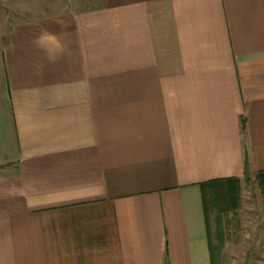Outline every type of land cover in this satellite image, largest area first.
Returning a JSON list of instances; mask_svg holds the SVG:
<instances>
[{
	"label": "crops",
	"instance_id": "obj_1",
	"mask_svg": "<svg viewBox=\"0 0 264 264\" xmlns=\"http://www.w3.org/2000/svg\"><path fill=\"white\" fill-rule=\"evenodd\" d=\"M27 1L0 19V264H216L200 184L264 172V0Z\"/></svg>",
	"mask_w": 264,
	"mask_h": 264
},
{
	"label": "rangeland",
	"instance_id": "obj_2",
	"mask_svg": "<svg viewBox=\"0 0 264 264\" xmlns=\"http://www.w3.org/2000/svg\"><path fill=\"white\" fill-rule=\"evenodd\" d=\"M16 0H0L1 20L7 21L8 4ZM96 1V2H95ZM99 0H28L22 2L32 11L52 13L68 7L82 9ZM31 15V13H30ZM0 20V21H1ZM3 21V22H4ZM259 173H248L239 179L237 206L220 213L208 204L210 238L216 264H264V181Z\"/></svg>",
	"mask_w": 264,
	"mask_h": 264
},
{
	"label": "trees",
	"instance_id": "obj_3",
	"mask_svg": "<svg viewBox=\"0 0 264 264\" xmlns=\"http://www.w3.org/2000/svg\"><path fill=\"white\" fill-rule=\"evenodd\" d=\"M241 127L244 130L245 120L241 118ZM257 178L264 181V172L257 174ZM202 187H210L212 190V203L219 212H227L237 206L238 178L215 179L200 184Z\"/></svg>",
	"mask_w": 264,
	"mask_h": 264
}]
</instances>
